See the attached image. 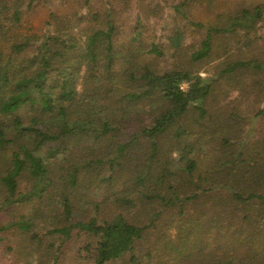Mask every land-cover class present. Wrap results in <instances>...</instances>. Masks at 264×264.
<instances>
[{
  "label": "trees",
  "instance_id": "obj_1",
  "mask_svg": "<svg viewBox=\"0 0 264 264\" xmlns=\"http://www.w3.org/2000/svg\"><path fill=\"white\" fill-rule=\"evenodd\" d=\"M79 1L80 6L70 15L50 11L36 32L30 26L22 27L24 6L28 8L30 3L0 0L2 206L52 202L60 210L42 216L57 223L50 222L53 226L47 233L63 234L76 227L88 238L82 249L94 264L125 261L126 256L128 262L138 264V241L154 225L159 212L143 225L129 222L122 214L102 220L92 216L72 224L73 188L80 185V178L88 190L111 185L113 176H99L106 169L113 170L115 164L122 166L117 161L132 146L135 152L130 156L152 162L160 150L156 138L170 129L179 132L183 116L190 111L204 116L206 98L215 88L210 78L200 75L199 65L191 67L193 52L184 44L185 33L180 28L167 34V45L162 43L163 50L158 51L143 36L141 16H136L132 27L122 23L121 7L128 10L132 0H105L100 7L90 0ZM186 2L172 5L175 15L185 16ZM188 23L202 29L200 50L195 54L203 55L196 58L212 51L214 41L222 37L228 43L223 56L217 53L214 58L220 77L254 71L255 78L236 89L241 94L264 96V79L259 74H264V55L239 58L252 43H264V3L219 12L216 24L191 19ZM238 34L243 39L233 48L229 35ZM166 53L170 64L160 68L159 60ZM183 81L188 84L186 90L179 87ZM262 107L258 113L264 112V104ZM243 118L231 111L226 122L217 126L232 133L231 142L223 140L224 150L230 157L237 152L229 161V172L209 178L197 175L198 181H194L196 162L188 157L193 151L189 144L176 149L181 156L174 161L173 172L162 162L154 183L168 194L146 197L157 199L164 208L175 206L183 221L178 220L173 235L161 237L159 248L145 252L148 259H157V264H264V167L255 163V173L254 161L249 159L251 148L238 133ZM141 136L148 138V153L139 147ZM262 143L257 147L264 154ZM239 156L246 158L237 163ZM183 173L186 179L175 186L169 184L170 177L175 175L178 181ZM24 178L31 184L21 194L18 184ZM202 198L213 208L186 216V206ZM116 202L132 204L131 199ZM42 212L41 207L39 214ZM36 216H22L5 227L14 225L38 241L31 231Z\"/></svg>",
  "mask_w": 264,
  "mask_h": 264
},
{
  "label": "rangeland",
  "instance_id": "obj_2",
  "mask_svg": "<svg viewBox=\"0 0 264 264\" xmlns=\"http://www.w3.org/2000/svg\"><path fill=\"white\" fill-rule=\"evenodd\" d=\"M104 1L90 0L96 7H100ZM179 1L132 0L128 10L125 6L121 7L123 16L121 21L124 26L132 27L136 16H141V24L144 26L143 36L149 38V41L152 40L151 46H154L158 51H160V47L163 50L162 43L167 45L166 36L172 33L174 29L180 28L185 33L184 44L190 46L193 52L191 67L196 68L199 65L200 75L204 78H210V82L215 88V92L206 98V114L199 116L196 111H190L183 116L179 132L170 129L167 134L158 136L156 140L161 152L159 150L152 162L144 157L130 156L135 152V146H132L128 149L130 152L122 160L118 159L117 162H121L122 166L115 164L113 170L106 169L99 176H113L111 185L104 188L99 187L98 190H88L82 185V178H80V183L78 182L80 185L75 189L73 188L72 193V224L92 216L102 220L122 214L129 222L143 225L148 223L152 214L159 212L153 221L154 225L145 231L142 239L138 241L135 251L139 258L138 264H157V259H148L144 256L145 252L159 248L161 237L164 240L165 235H173L175 227L183 221V216L178 215V208L175 206L164 208L157 199L149 200L146 197L158 193L165 196L168 194L167 191H162V187L158 188L154 181L159 175L162 162H167L170 171L175 170L174 161L181 156V151L176 149L193 146V151L188 157L196 162L194 181H198L197 175L209 178L229 172L232 163L229 161L235 158L237 152L231 153L230 157L227 151L224 150L223 140H227L226 144L231 142L232 133L227 127L218 129L217 126L226 122L229 112L236 111L244 117L241 120L242 127L238 133L251 148L249 159L254 161L255 173L257 172L255 163L258 162L264 167V154L260 147H257L258 144L262 143V137L264 136V112L258 113L263 108L264 96L261 93L257 95L253 92L241 94L236 89L254 79L255 72L250 71L244 73V75L241 72H236L220 77L218 73L219 65H216L214 58L217 53L223 56L226 48L224 44H227L228 41L222 37L217 38L213 43L212 51L210 50L212 53L204 54L202 58L198 59L197 56L203 55L202 52L195 54L200 50L202 29L192 28L188 23V20L191 19L206 24H216L219 12L234 9L238 6L264 3V0H186V6L182 10L185 16L175 15L172 8V5L177 4ZM24 2L30 3V7L25 8L24 6L22 27L29 29L30 26L36 32H40L50 11L70 15L80 6L79 0H24ZM123 31L126 34L128 28H123ZM231 36L229 35V40L233 44L232 47L235 48V42H241L243 35ZM263 55L264 43L258 42L252 43L248 47V51L240 55L239 58L246 60L249 56L262 57ZM168 56L166 53L161 57L159 60L160 68L169 66L171 58H168ZM234 57L237 58L236 55ZM259 74L264 79V74L261 72ZM139 147L144 153H148V138L139 137ZM170 152L172 154H169ZM93 154L95 155L94 152ZM243 155L246 156L247 154L244 153ZM245 158L239 156L235 162L239 163L241 159ZM168 161H170V166ZM140 175L142 178L138 179ZM182 175L178 178V181L176 180L177 176L170 177L171 183L169 184L175 186L176 182L180 183L181 180L187 178L184 173ZM26 179L19 181L18 193L23 194L29 190L31 183L29 179ZM165 181H167L166 178ZM51 190L48 192H51ZM3 195L0 192V264H94L90 255L82 249V246L88 240L84 232L76 227H69L63 234L47 233L53 226L50 225V222L57 223L53 218L43 219L42 216L45 218L46 215L59 211L60 207L52 202L41 205L39 200L2 206L5 196ZM81 195L83 196L82 200L78 198ZM129 199L132 201L130 205H120L116 202V200ZM41 207L43 212L39 214ZM206 207L213 208L210 204L203 202L202 198L198 202L186 206L188 212L185 215L194 214ZM29 215H38L33 217L34 226L31 227V231L40 238L38 241L32 240L29 232L20 231L14 225L13 227H5L9 223L20 220L22 216L27 219ZM179 219L180 222H178ZM127 259L128 256L124 259L125 261H117L112 264H132Z\"/></svg>",
  "mask_w": 264,
  "mask_h": 264
},
{
  "label": "built area",
  "instance_id": "obj_3",
  "mask_svg": "<svg viewBox=\"0 0 264 264\" xmlns=\"http://www.w3.org/2000/svg\"><path fill=\"white\" fill-rule=\"evenodd\" d=\"M179 87L181 90H186L188 87V84H187V82L183 81L180 83Z\"/></svg>",
  "mask_w": 264,
  "mask_h": 264
}]
</instances>
